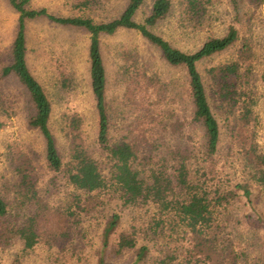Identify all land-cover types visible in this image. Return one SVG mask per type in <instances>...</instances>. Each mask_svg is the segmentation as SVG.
<instances>
[{
  "label": "trees",
  "instance_id": "1",
  "mask_svg": "<svg viewBox=\"0 0 264 264\" xmlns=\"http://www.w3.org/2000/svg\"><path fill=\"white\" fill-rule=\"evenodd\" d=\"M73 1V8L85 13L103 4L100 0ZM146 1L127 0L119 15L96 21L91 16H55L47 9L33 8L32 0H9L18 15V24L9 62L0 61V79L13 77L26 90L32 107L28 124L43 137L47 167L62 174L70 186L87 193L108 190L119 193L125 205L156 207L158 215L152 218L145 234L151 242L163 240L168 249L171 243L181 244L171 250L174 254L182 251L181 264H249L246 251L240 247L239 251L232 246L222 248L213 229L222 210L233 205L242 206L248 218L254 215L263 220L258 205L264 200V151L254 128V101L243 90L239 92L244 73L249 71L251 49L246 45L238 61L206 70L210 82L226 92V96L237 94L245 98L242 112L231 129L232 154L224 159L220 154V123L199 65L233 48L240 39L239 30L232 25L223 37L210 36L197 51L183 52L153 31L170 15L172 0H155L149 16L138 22L137 14ZM214 1L184 0L186 10L200 25L207 22L208 7ZM249 1L256 5L262 2ZM42 18L89 34L90 84L99 120L98 144L111 164L108 174L90 156L79 133L74 135L68 162L63 161L59 152L50 127L52 103L28 65L27 26ZM123 29L138 31L161 52L170 67L184 73L185 79L181 84L173 80L164 82L141 73L135 63L128 62L122 67L127 85L122 102L133 122L123 138L114 139L102 38ZM62 78V85L68 88L70 79L66 73H62ZM182 99L188 108L180 115ZM11 115L8 102L0 93V116ZM4 126L0 119V130ZM74 127L79 132L78 120ZM196 132L201 133L199 139L194 137ZM15 163L20 190L31 199L37 198L38 180L32 160L22 154ZM8 213L9 205L0 196V220L7 218ZM39 218L33 214L8 228L9 235L18 238L25 251H32L41 243ZM120 221V216L115 215L108 222L96 264H114L107 260V254ZM137 234L135 230L122 233L112 246L117 255L135 251L130 264H142L151 253L147 245L138 247ZM177 259L173 255L161 264H173Z\"/></svg>",
  "mask_w": 264,
  "mask_h": 264
},
{
  "label": "rangeland",
  "instance_id": "2",
  "mask_svg": "<svg viewBox=\"0 0 264 264\" xmlns=\"http://www.w3.org/2000/svg\"><path fill=\"white\" fill-rule=\"evenodd\" d=\"M100 1L103 4L98 9L86 13L75 10L73 0H32L31 6L47 9L59 17L91 16L96 21H104L119 15L127 4V0ZM261 1L256 5L249 0H215L208 7L207 22L200 25L186 10L184 0H172L168 18L153 28L173 47L187 53L197 51L210 36L223 37L232 25L239 30L240 39L233 48L199 65L220 123V154L224 159L232 154L231 129L242 112L245 98L237 94L226 96V92L210 82L206 70L213 65L238 61L241 49L246 45L250 47L249 71L244 73L239 92L243 90L254 101V128L257 142L264 151V0ZM154 2L146 1L137 14L138 22L149 16ZM17 24L18 15L9 0H0V61L3 64L9 62ZM27 40L28 65L52 103L50 127L63 161H69L74 135L79 133L90 156L108 174L111 164L98 144L99 120L90 84L89 34L42 18L28 23ZM102 52L108 76L112 137L121 139L133 122L122 102L127 88L122 67L128 62L135 63L141 73L164 82L173 80L181 84L185 75L170 67L161 52L135 30L123 29L114 36L103 37ZM62 73L70 79L68 88L62 85ZM0 93L12 114L9 118L0 116L5 122L0 130V196L9 205L8 217L0 220V264H96L103 232L115 215L120 216L121 221L112 236V246L122 233L135 230L138 247L147 245L151 249L142 264H161L173 255L178 258L173 264L183 262L182 251L171 252L177 243H171L168 249L163 240L151 242L145 234L152 218L158 215L156 207L125 205L121 194L109 190L94 193L76 190L62 174L50 171L43 137L28 124L32 107L26 90L9 77L0 79ZM181 105L180 115H183L184 108H188L184 99ZM75 120L79 121V132L75 130ZM200 134L196 132L194 137L199 139ZM22 154L32 160L37 174L35 199L18 186L15 161ZM258 208L263 220L254 215L248 218L242 206H230L222 210L213 229L222 248L223 245L232 246L236 251L241 248L246 251L249 264H264V200L259 202ZM33 214L40 216L41 243L34 250L25 251L22 242L9 235L8 228ZM112 246L107 254L109 262L130 264L134 261L135 251L117 255Z\"/></svg>",
  "mask_w": 264,
  "mask_h": 264
}]
</instances>
